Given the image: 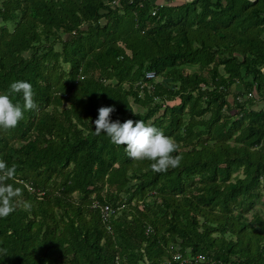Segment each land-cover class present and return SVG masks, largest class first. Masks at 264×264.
Returning a JSON list of instances; mask_svg holds the SVG:
<instances>
[{
    "label": "trees",
    "instance_id": "16d2710c",
    "mask_svg": "<svg viewBox=\"0 0 264 264\" xmlns=\"http://www.w3.org/2000/svg\"><path fill=\"white\" fill-rule=\"evenodd\" d=\"M263 68L264 0H0V93L29 82L39 107L0 130L31 204L0 218V264H264ZM101 106L172 137L179 167L96 135Z\"/></svg>",
    "mask_w": 264,
    "mask_h": 264
},
{
    "label": "clouds",
    "instance_id": "9594fccd",
    "mask_svg": "<svg viewBox=\"0 0 264 264\" xmlns=\"http://www.w3.org/2000/svg\"><path fill=\"white\" fill-rule=\"evenodd\" d=\"M22 95L23 104L14 102L13 96ZM25 111H39L34 101L32 85L29 82L17 80L10 83L5 93H0V130L5 132L14 129L24 118ZM116 111L113 106H101L94 122L96 135L105 133L110 142L117 147L123 146L126 155L134 161H148L150 168L156 173H165L169 169L179 167L182 157L178 153L179 146L170 136L153 125L141 119H119L113 121L111 115ZM136 116L135 112H132ZM17 166H9L0 160V218H6L16 210V204L22 196V190L16 187ZM25 210H30L31 204L19 201ZM6 255V253H5Z\"/></svg>",
    "mask_w": 264,
    "mask_h": 264
},
{
    "label": "built area",
    "instance_id": "2783aa9c",
    "mask_svg": "<svg viewBox=\"0 0 264 264\" xmlns=\"http://www.w3.org/2000/svg\"><path fill=\"white\" fill-rule=\"evenodd\" d=\"M139 1H144V0H139ZM162 4H158L157 6H161ZM151 15H153V13H151ZM154 77L153 73L149 72V73H146L144 78L146 80H150ZM107 210L106 207H103V212L105 213ZM171 262H175L177 264H188V260L182 258V256L175 252L174 254L171 255V257L169 259H164L162 262H160L159 264H170ZM203 263V258L201 256H196L194 258V260L192 261L191 264H202Z\"/></svg>",
    "mask_w": 264,
    "mask_h": 264
},
{
    "label": "rangeland",
    "instance_id": "374dc122",
    "mask_svg": "<svg viewBox=\"0 0 264 264\" xmlns=\"http://www.w3.org/2000/svg\"><path fill=\"white\" fill-rule=\"evenodd\" d=\"M166 2H164L162 5H167V4H169V5H172V6H174V5H178V4H181L182 2H184V1H182V0H165ZM236 89L233 87V91H235ZM129 100H130V98H129ZM256 104V105H255ZM254 105L256 106V107H253V109L254 110H257L260 106H263L262 105V103H260V102H256ZM62 107H66V103H64L63 105H62ZM131 107H132V110L133 111H136V110H139L138 108H136V106L135 105H132L131 104Z\"/></svg>",
    "mask_w": 264,
    "mask_h": 264
},
{
    "label": "crops",
    "instance_id": "0c3cea01",
    "mask_svg": "<svg viewBox=\"0 0 264 264\" xmlns=\"http://www.w3.org/2000/svg\"><path fill=\"white\" fill-rule=\"evenodd\" d=\"M149 1H150V4H154V5L163 4L164 2H166L165 0H149ZM182 1H184V2H190L191 0H182ZM248 1L252 2L254 0H248ZM261 71H262V73L264 75V68ZM258 102L262 103V105H263V106H260L259 108H264V102L263 101H258ZM253 107H256V106L254 105Z\"/></svg>",
    "mask_w": 264,
    "mask_h": 264
}]
</instances>
